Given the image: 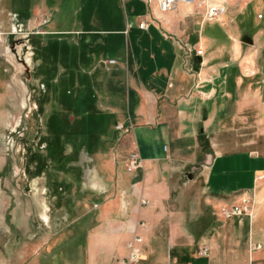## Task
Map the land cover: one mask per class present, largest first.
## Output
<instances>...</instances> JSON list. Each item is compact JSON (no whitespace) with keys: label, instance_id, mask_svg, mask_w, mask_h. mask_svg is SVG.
Returning a JSON list of instances; mask_svg holds the SVG:
<instances>
[{"label":"rangeland","instance_id":"obj_1","mask_svg":"<svg viewBox=\"0 0 264 264\" xmlns=\"http://www.w3.org/2000/svg\"><path fill=\"white\" fill-rule=\"evenodd\" d=\"M256 4H261L259 9L251 8L238 15L245 13L243 18L254 17L264 26V17L261 20L258 17L264 16V0ZM127 10L124 0H0V264H65L70 260H84L86 252L80 249L87 236L85 228L91 223L70 227L72 220L83 213V209L90 210L97 204L115 200L118 185L124 189V179L127 181V175L131 174L125 168L130 148L121 152L115 147L118 140L125 142L126 137L115 131L120 124L116 123L117 119L114 122L111 118L115 124L110 127L109 113L115 111L122 118L127 117V89L136 84L161 89L169 86L168 90L189 85L186 77L179 82L172 81L173 74L169 73L167 65L171 66L172 61L167 57L175 50L182 53L181 70L191 75L188 68L192 56H186L180 48L184 43L182 39L175 41V35L165 36L163 30L136 36L130 30L124 34V45L111 44L110 53L105 59H99L96 66L94 61L95 67L87 58L81 60L80 42L83 41L76 30L94 34L106 28L107 15L111 22L115 18L123 24L126 17L128 20L135 17L128 15ZM144 21L148 20L143 15L136 16V28ZM236 22L239 30L243 28L241 20ZM181 25L188 28L189 23ZM214 25L205 24V32L218 27ZM116 30L120 29L110 27V36L121 33ZM243 32L234 43L241 47L240 58L255 54L256 50L258 66L264 51L254 49V45H250L251 34L245 29ZM148 36L160 37L157 40L165 44L152 45ZM167 42L171 46L166 45ZM88 45L101 49L93 45L92 40ZM157 52L162 53L163 58L157 59ZM91 68L89 74H97L92 78L97 100L91 104V111L101 114L81 116L79 121L71 115L77 109H71L72 95L73 102L81 105L82 115L87 111L91 95L80 91L61 93L60 90L66 89L68 76L77 72L87 81ZM170 81L174 84L169 85ZM182 94L180 91L177 97L182 98ZM233 98L231 94L228 104L221 109L222 117L216 114L213 120L216 124L208 128L207 143L214 144L217 153L254 149L264 153V125L259 122L257 103L246 111V108H237ZM76 154L79 160L75 166L82 169L80 175L71 168L65 170L71 160L76 159ZM186 163L187 166L177 169V174L170 178L167 196L161 199H165V203L157 207L158 212L178 213L185 209L189 214L205 212V202L200 200L205 169L195 160ZM94 168L99 169L97 175ZM90 175L104 180L106 185L102 181L100 184L105 188L100 190L101 194L90 192L86 197L72 181L93 179ZM126 184L128 188L129 181ZM86 198V206L76 207L78 211H75L74 201ZM181 198L183 203H180ZM63 234L66 240L60 244ZM161 254L159 252V256ZM193 255L194 260L207 263V259Z\"/></svg>","mask_w":264,"mask_h":264},{"label":"crops","instance_id":"obj_2","mask_svg":"<svg viewBox=\"0 0 264 264\" xmlns=\"http://www.w3.org/2000/svg\"><path fill=\"white\" fill-rule=\"evenodd\" d=\"M124 1L128 15L135 16L132 20L126 17V21L122 24L114 18L111 22L110 15H107L106 28L93 32L94 34H85L76 30L80 32L76 35L83 41L80 42L81 60L87 58L92 61L93 66L95 61L96 66L99 59L102 57L105 59V55L110 53L111 44L116 47L124 45L126 42L124 34H128L130 30L134 36L138 33L152 35L151 32L157 33L163 30L165 36L175 35V38L172 37L175 41L182 39L185 44L203 48L205 55L203 57L192 55L188 68L191 75H188L186 71L181 70L182 53L176 50L174 54L171 52V57H167L172 61L171 66L167 65L170 68L169 73L173 74L172 81L179 82L186 77L185 80L189 84L187 87L168 90L169 86L161 89L136 84L137 86L127 89L125 101L127 117L122 118L123 116L117 115L119 112L115 111L109 113L110 127L117 119V124L120 123L125 128L130 124L133 128L130 134L125 135V142L118 140L119 143L117 142L115 147L121 152L129 147L131 153L136 145L144 167L127 175L128 188L125 187L127 186L125 179L124 189L118 185L119 190L115 200L102 202L90 210L83 209V213L72 220L70 227L75 224H81V227L91 224L90 227L85 228L87 236L80 249L86 252L85 259L69 262L119 264L120 260L127 258L128 245L138 235L143 239L142 248L146 253L144 260L138 264H201L191 258L194 252L197 257L207 259L206 264H264V180L259 181L257 178L264 173V153L255 149L217 153L214 144L211 146L207 143L208 128L211 129L210 126L216 124L213 121L216 114H221L222 117L221 109L228 104L231 94L234 96L236 107L246 108V111L254 108L256 102L259 122L264 125V56L258 66L259 55L256 54V50L255 54H248L241 57V60V47L234 44L237 36L245 29L251 34L250 45H254V49L257 48L258 51H264V26L260 24L261 21L254 17L246 20L245 17L243 18L245 13L238 15L251 8L259 9L261 4H256L259 0H238L220 22H204L195 6L179 5L176 11L162 14L156 6L149 8L141 0ZM108 10L111 11L109 5ZM140 15L147 18L148 21L144 22L148 25L152 20L148 29L141 30L138 25L136 28L134 20ZM237 20L242 21L243 28L240 30ZM182 23H189L188 28L181 25ZM207 23L218 27L206 33L204 25ZM110 27L120 29L116 31L121 33L110 36L108 32ZM150 38L152 45L161 43L157 40L160 37ZM90 40L93 45H99L101 49L92 45L87 46ZM175 41L171 42L174 44ZM167 43L166 45L171 46L169 45L171 43ZM222 44L226 46L225 49L221 48ZM257 44L261 46L257 47ZM204 48H208L209 51L206 52ZM156 56L157 59L163 58L160 52H157ZM129 65L128 62V68ZM90 70L92 68L87 72V81H83L81 74L77 72V75L68 76L66 89L60 90L61 93L80 91L91 95L88 96L85 115L80 111L79 102L77 104L73 102L74 95H72L71 109H77L73 110L74 113L71 115L76 116L79 121L81 116L96 117L101 114L91 111V104L95 99L97 100L94 97L96 86L93 84L97 74L94 70L95 74L90 75ZM172 81L169 85L174 84ZM110 89L111 86L108 85V90ZM180 91L183 92L182 98L177 97ZM184 92H187V95ZM114 107L116 108V105ZM105 118L107 121V117ZM115 131L120 133L116 128ZM77 155H75L76 159H72L71 164H68L70 167H66L65 170L71 168L72 172L80 175L82 169L75 166L79 160ZM191 160L201 162V166L205 169L202 171L205 179L200 197V200L205 202V212L189 214L188 209L178 213L158 212L157 207L165 203V199L163 201L161 199L167 196L165 193L171 185L170 178L177 174V169H181L183 165L187 166L186 162ZM126 165L127 162L125 168ZM94 169L97 175L99 169ZM90 176L93 179L72 181V184L77 186V189H81L80 192L85 193L86 197H89L90 192L101 194L100 190L105 188L100 184L104 180L98 179L99 174L98 178L94 175ZM104 184L106 185L105 181ZM245 193H255L258 203L256 217L252 221L245 217L223 219L219 209L234 204L239 196ZM85 200L87 201L88 198L72 202L76 205L75 211H78L76 207L81 209L82 205L86 206ZM180 200V203H183L182 198ZM143 201L148 204L143 205ZM166 230L167 232L163 234L162 232ZM61 238L60 244L66 240V235L63 234ZM204 246L210 249L208 258L199 254ZM159 252H162L160 256ZM69 262L66 261L65 264Z\"/></svg>","mask_w":264,"mask_h":264},{"label":"built area","instance_id":"obj_3","mask_svg":"<svg viewBox=\"0 0 264 264\" xmlns=\"http://www.w3.org/2000/svg\"><path fill=\"white\" fill-rule=\"evenodd\" d=\"M149 8L156 6L162 14H167L177 10L179 5L195 6L203 18L204 22H220L225 17L230 9L237 3L238 0H141ZM262 19L263 16L259 15ZM141 30L148 29V24L143 22L139 25ZM182 45V44H181ZM186 53V56L190 57L195 55L196 57H203L205 52L201 47H193L188 44L180 46ZM118 131L124 135L130 134L133 130L132 125L125 128L119 124ZM143 160L135 145L134 150L130 153L127 160L126 169L128 173H134L143 169ZM258 180H264V173L258 175ZM255 192V191H254ZM143 205H147L146 201H143ZM258 203L256 201L255 193L243 194L239 196L238 201L230 206H222L219 209L220 216L225 220H232L235 218H248L252 221L257 215ZM143 239L141 236H135L128 245L129 253L127 258L119 261V264H138L143 260L144 250L142 248ZM199 254L201 257L208 258L210 256V249L204 246L200 249Z\"/></svg>","mask_w":264,"mask_h":264}]
</instances>
